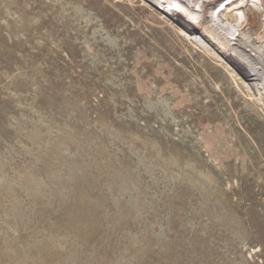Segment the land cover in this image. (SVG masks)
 I'll use <instances>...</instances> for the list:
<instances>
[{
    "label": "rangeland",
    "instance_id": "rangeland-1",
    "mask_svg": "<svg viewBox=\"0 0 264 264\" xmlns=\"http://www.w3.org/2000/svg\"><path fill=\"white\" fill-rule=\"evenodd\" d=\"M263 46L264 0H0V264H264Z\"/></svg>",
    "mask_w": 264,
    "mask_h": 264
},
{
    "label": "bare ground",
    "instance_id": "bare-ground-1",
    "mask_svg": "<svg viewBox=\"0 0 264 264\" xmlns=\"http://www.w3.org/2000/svg\"><path fill=\"white\" fill-rule=\"evenodd\" d=\"M165 2V1H164ZM178 4V3H177ZM193 7V6H192ZM191 10H193V9H191ZM194 10H195V7H194ZM206 19H208L209 21H211L214 25H216L217 27H220V28H222V27H224L223 25V23H220V22H218V21H214V20H212V17H211V15H206ZM240 19V18H239ZM238 21V20H237ZM231 28V27H230ZM234 30V29H233ZM228 31H231V30H228ZM230 33H234L233 31H231ZM230 33L228 32L227 34L228 35H230ZM225 35V36H228V35ZM226 39V38H225ZM230 39V38H229ZM232 42V41H231ZM264 47V46H263ZM259 52V51H258ZM257 58V57H256ZM243 66V65H242Z\"/></svg>",
    "mask_w": 264,
    "mask_h": 264
}]
</instances>
